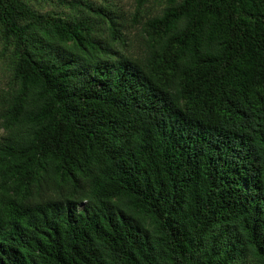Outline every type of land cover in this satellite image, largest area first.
I'll return each instance as SVG.
<instances>
[{
	"label": "trees",
	"instance_id": "trees-1",
	"mask_svg": "<svg viewBox=\"0 0 264 264\" xmlns=\"http://www.w3.org/2000/svg\"><path fill=\"white\" fill-rule=\"evenodd\" d=\"M0 264H264V0H0Z\"/></svg>",
	"mask_w": 264,
	"mask_h": 264
},
{
	"label": "rangeland",
	"instance_id": "rangeland-1",
	"mask_svg": "<svg viewBox=\"0 0 264 264\" xmlns=\"http://www.w3.org/2000/svg\"><path fill=\"white\" fill-rule=\"evenodd\" d=\"M3 73H6L5 68L3 67L2 63L0 62V75L2 76Z\"/></svg>",
	"mask_w": 264,
	"mask_h": 264
}]
</instances>
